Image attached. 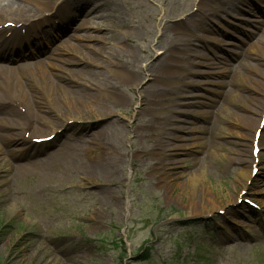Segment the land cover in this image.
<instances>
[{
    "label": "rangeland",
    "instance_id": "rangeland-1",
    "mask_svg": "<svg viewBox=\"0 0 264 264\" xmlns=\"http://www.w3.org/2000/svg\"><path fill=\"white\" fill-rule=\"evenodd\" d=\"M64 1H43L42 16L65 13ZM200 1L95 0L94 15L104 22L99 31L87 14L92 5L78 2L73 21L66 16L50 36L32 44L29 40L10 59L0 57V65L9 69L4 71L22 74L36 71L38 63L59 51L68 63L54 61L59 68L54 79L85 82L75 73L81 57L74 48L81 46L87 56L88 46H105L119 58L92 70L109 74L108 65L115 60L123 71L110 72L112 80L123 84L118 99L98 94L112 108L111 116L90 114L83 104L78 106L85 115L80 124L51 144L55 135L46 138L50 141L44 147L33 144L29 153H7L13 146L0 150V264H264L263 126L254 137L264 112V0ZM29 23L27 29L34 24ZM3 24L12 30L5 33L10 36L14 24L9 19ZM93 36L104 40L96 43ZM172 42L171 63L181 70L171 75L183 83L156 78L163 68L148 71ZM189 43L198 54L191 61L202 65L190 64L184 52ZM91 57L102 63L97 55ZM247 64L258 68L252 80L246 79ZM214 70L225 72L207 76ZM209 80L217 84L204 83ZM160 88L170 92L146 103ZM181 94L196 96L197 105L187 110L198 115L177 113L176 102L193 98ZM57 105L67 112L63 100ZM57 105L43 102L51 124L61 122ZM222 106L231 109L226 116L233 134L216 130L222 126L217 121ZM14 110L27 120L24 110ZM4 111L16 117L3 108L0 116ZM249 118L253 122L247 129ZM192 122L203 129L196 133L199 142L186 147L182 140L191 135ZM240 123L246 139L234 134ZM51 124L26 133L18 129L17 134L33 143V138L51 134ZM97 138L107 150L93 142ZM253 138L259 153L251 158ZM100 156L103 163L97 161ZM253 165L258 172L245 187L240 174ZM199 169L203 172L193 185L190 179ZM191 203L199 215L192 214Z\"/></svg>",
    "mask_w": 264,
    "mask_h": 264
},
{
    "label": "bare ground",
    "instance_id": "bare-ground-1",
    "mask_svg": "<svg viewBox=\"0 0 264 264\" xmlns=\"http://www.w3.org/2000/svg\"><path fill=\"white\" fill-rule=\"evenodd\" d=\"M45 0H0V57L3 59H10L12 55L17 54L20 52L19 47L23 46L26 42L28 43L29 40L32 43H35L39 38L41 41V38L43 35L50 36L53 31L56 28V25L58 22L64 24V19L66 16H69V18H72V21L76 18V16L79 13H74V8H76L77 3L80 2L84 3L86 5L90 4L93 6L95 0H65V6L67 11L65 13H60V11L54 12L52 15H48L46 17L42 16L41 10L43 9L41 6V3ZM229 4L231 1H228ZM204 4L203 0L200 1V5ZM30 5H37L36 7H31ZM199 5V6H200ZM90 7V11L87 12L89 15L93 17V23L92 26L95 30L99 31L104 22L98 21L97 15H94L93 10L98 7L96 6ZM223 10V9H222ZM9 19V22H12L14 24L13 33L10 36H5V33H9L12 30H8L5 28V24L3 22L5 20ZM33 22V26L28 28L31 23ZM35 21V22H34ZM46 25L42 26V25ZM185 24V23H184ZM182 26V24L180 25ZM83 26L81 25L79 29H81ZM26 29V30H25ZM183 28L176 27L175 30L179 31ZM25 30V32H24ZM9 31V32H8ZM51 31V32H49ZM25 34V35H24ZM74 37V36H72ZM167 37V36H166ZM32 38V39H31ZM75 38L78 41H82L85 38L83 36H75ZM93 40L97 43L98 41L104 40L103 37L99 36H93ZM159 40V39H158ZM160 43V40L157 44ZM163 45V44H162ZM189 48L184 50L185 54L188 57V60L190 61V64L192 66L194 65H202V63L195 64L193 59L198 58V54L196 55L195 52L192 53L191 45L192 43L187 44ZM186 45V46H187ZM89 51L91 55H97L102 59V63H96L93 61L91 55H84V51L81 46H76L74 48L76 54L80 58V65L81 68L79 71H75L76 74H81L80 76L84 77L85 82H74V83H61L58 80L54 79V71L59 69L58 66L54 64V61L58 62H67L64 59H62L61 52L56 51L57 53L55 56L47 58L43 63H38L36 71H30L29 73H14L13 68H10L9 71L8 68H5V66L0 65V108H3L4 110H8L14 112L15 108H21V110H24L27 115V120L21 118L18 114H20L18 111L14 112L16 117L9 116L8 112L4 111L6 114L5 116H0V150H2L3 146H13L14 149H9L7 153L13 155L16 153H20L22 151L31 152L33 148V143H30L27 139H25L24 136L17 134L18 129H20L22 132L26 133L29 129H41V126H44L45 124H51V119L48 115H46L47 112H45V108L43 106L44 100H52L56 105L60 100H63L65 102V105H67V112L63 113L60 111V108L57 105L58 110V116L61 118V122L59 124H51V134L48 136H42V137H35L37 139H43L47 138L49 136L55 135V138L49 142L48 144H51L54 142L60 133L67 131L68 129H72L76 127V125H79L80 122L83 119V112L78 109V106L80 105H87L88 112L90 114H95L96 116L100 118H107L113 114V110L110 107L109 104L103 102L102 100L98 99V94L102 93L105 96L112 97L114 99H118V92L122 89L123 84L119 82L116 78L112 80L110 78V72L121 74L123 75L122 69L115 64V60L111 62L109 67V74H105L96 70H92V66H98L97 68L101 67V65L104 63V60L106 59H118L119 54L116 53V50L114 49H107L105 46H102L100 49H96L95 47L88 46ZM174 43H170V45H167V48L164 53H162V56H159L156 61H154V64L151 66V68L148 71L163 68L162 72L163 75L158 76L156 78H161L167 81H175L183 83L184 80L181 77H174L173 73H177V71L181 70L180 67L175 63L172 64L171 60L175 59V52L173 50ZM251 54L246 58L249 59ZM200 58L206 60L205 57L199 56ZM0 58V59H1ZM13 60V59H12ZM11 60V61H12ZM192 60V61H191ZM246 60L242 59L241 64H245ZM79 63V61H78ZM207 65V64H203ZM211 64H208L209 66ZM215 65V64H214ZM247 71L249 72V75L246 76L247 80H252V74L256 75L258 74V68L254 64H247L246 65ZM9 70V69H8ZM170 72V73H169ZM225 71L221 70H214V72H207V76H215V75H222ZM126 73V72H125ZM205 73V72H203ZM202 75H206L202 74ZM209 76V77H210ZM191 83V84H190ZM187 83L190 86H198L202 85L203 83L199 82H190ZM198 83V85L193 84ZM205 84L214 86L217 84V82L209 80L207 82H204ZM263 86L262 84H260ZM36 88V89H35ZM39 91V93L37 92ZM81 92L84 94H81ZM169 90H165L163 88L154 90V98L153 99H146V103L148 104L152 102H156L157 98L156 95H163L166 93H169ZM233 93H237L238 95H242L237 90L233 91ZM184 97H193V98H187L183 101L176 102V107H178L176 110L179 114H185V115H198L199 112H191L187 110V108H193L195 105H197L198 101L195 100L196 96H185L184 94L180 95V98ZM152 101V102H151ZM261 103L260 100L256 101V106ZM99 104L100 108L94 109L93 105ZM222 110L219 111V115L217 118V121H219L220 125H222L220 128H217V132L223 133L224 135H230L233 134V130L231 128L230 119L227 118L226 114L231 113V109L222 106ZM186 109V110H184ZM155 111V110H154ZM31 112L33 115H31ZM205 114L208 113L204 112ZM263 114V113H262ZM261 114V117H262ZM239 118V116H238ZM243 119V117L241 118ZM166 120L169 123H174V118L168 117ZM179 121V120H178ZM261 121V119H260ZM241 122V120H239ZM253 122V119L249 118L247 120V123L245 124V127L249 129L251 126V123ZM153 123V121L147 122L149 125ZM195 126L190 129L191 135L182 141L186 142V147L194 146L196 143L199 142V139L201 136L196 135L199 131H202V127L196 125V123L192 122ZM190 123V124H192ZM146 124V125H147ZM243 123H240V129L237 130L234 134L239 139H246L249 137V135L243 134L241 131ZM103 130V128H102ZM101 130V131H102ZM255 134L257 135L260 131V126L256 129ZM158 132L159 130H155ZM227 132V133H225ZM34 139V138H33ZM33 139L31 140L33 142ZM102 141V139H101ZM101 141L97 138L94 139L93 142L95 144H99V148H101L103 151L107 150L106 144L101 143ZM255 139L251 140V145L254 147ZM18 146L22 147L23 149H16ZM46 145H41V147H44ZM211 153L213 155H216L217 152L215 150H211ZM253 155L251 156V158ZM105 160L103 156H100L97 160L103 163ZM104 164L100 165L103 166ZM106 166V165H105ZM107 167L102 168L99 167L98 170L104 171ZM252 167L246 169L245 171L241 172L240 178L243 183V185L246 187L248 182L252 179ZM202 169L197 170L192 175L190 181L195 185V179L199 176ZM203 172V171H202ZM195 206L196 204L191 203V212H193V215H199L197 212H195ZM197 208L204 209L201 204H197ZM196 208V209H197ZM205 211V209H204Z\"/></svg>",
    "mask_w": 264,
    "mask_h": 264
}]
</instances>
